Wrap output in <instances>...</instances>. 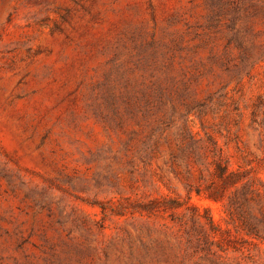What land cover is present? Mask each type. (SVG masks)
Listing matches in <instances>:
<instances>
[{"label": "rangeland", "instance_id": "rangeland-1", "mask_svg": "<svg viewBox=\"0 0 264 264\" xmlns=\"http://www.w3.org/2000/svg\"><path fill=\"white\" fill-rule=\"evenodd\" d=\"M0 264H264V0H0Z\"/></svg>", "mask_w": 264, "mask_h": 264}, {"label": "trees", "instance_id": "trees-1", "mask_svg": "<svg viewBox=\"0 0 264 264\" xmlns=\"http://www.w3.org/2000/svg\"><path fill=\"white\" fill-rule=\"evenodd\" d=\"M210 145L212 147V151L210 150V152H213L212 154L213 160L210 165H212L214 170L213 174L216 176V178L220 180L221 185L219 188L220 190L213 192V194H211V196L209 197H211L212 200L218 202L221 201L224 196L221 192V189L223 188L226 189L228 187L235 185L236 183H238L239 179L236 173L228 171V167L226 163L223 161L222 155L220 154V150L217 148L216 144L210 140ZM196 193L197 195H199V192ZM158 203L159 202L157 200H150L147 203L138 206V208H135L134 211H138L140 214L145 213L146 215H149L152 214L153 209H155ZM163 203H166L165 204L166 206L164 207H168L170 209H176L180 207L173 200H167Z\"/></svg>", "mask_w": 264, "mask_h": 264}]
</instances>
